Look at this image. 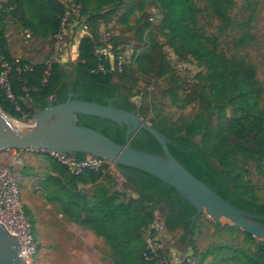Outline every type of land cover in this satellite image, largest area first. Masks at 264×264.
Returning a JSON list of instances; mask_svg holds the SVG:
<instances>
[{
  "label": "rangeland",
  "instance_id": "rangeland-1",
  "mask_svg": "<svg viewBox=\"0 0 264 264\" xmlns=\"http://www.w3.org/2000/svg\"><path fill=\"white\" fill-rule=\"evenodd\" d=\"M78 1L84 20L90 18L99 36L109 28L115 41L131 44L134 51L127 63L130 67L120 73L119 79L135 102L140 118L150 124L154 122L173 135L183 134L188 125H202L204 130L194 140L210 153L218 146V152L224 155L232 175L240 183V190L251 189L258 203L264 204V155L246 158L231 141L219 137L230 117V106L209 95L205 68L201 64L191 59L179 60L167 44L170 35L161 22L164 12L155 0ZM194 2L199 10L197 27L207 45L228 57L255 65L263 88L260 103L264 107V0H233L224 19L213 13L209 0ZM6 3L0 0V22L9 52L15 59L35 63L59 58L63 44L84 33L79 28H62L61 32L48 31L44 36L24 41L23 26L6 9ZM24 12L29 18L30 12L26 8ZM68 54L66 50L64 55ZM65 65L72 75L74 66L70 59ZM26 106L30 112L15 119L31 125L38 109L30 102ZM51 159L59 162L43 150L0 151V163L17 169L22 176V204L39 244L30 264H114L111 250L101 237L74 224L61 212L60 204L55 201L59 194L51 182L58 175L59 166ZM101 169L109 176L101 181L119 200L138 198L132 185L113 165ZM80 186L94 190L90 184ZM148 206L163 218L156 205ZM189 230V235L182 229L168 232L165 228L161 232L166 260L190 254L197 262L200 259L201 264H239L243 253L259 256L264 244V240L248 237L244 230L228 221L215 222L206 213L197 215Z\"/></svg>",
  "mask_w": 264,
  "mask_h": 264
},
{
  "label": "trees",
  "instance_id": "trees-1",
  "mask_svg": "<svg viewBox=\"0 0 264 264\" xmlns=\"http://www.w3.org/2000/svg\"><path fill=\"white\" fill-rule=\"evenodd\" d=\"M209 1L213 13L221 19L226 17L233 4V0ZM155 4L164 12L161 22L170 35L167 44L180 60L191 59L201 64L205 68L209 95L230 106L224 134L219 132V137L231 141L246 158L264 155V107L260 103L263 88L255 65L228 57L207 45L197 27L199 10L194 0H155ZM25 8L30 12L29 18L25 17ZM6 9L33 37L44 36L48 31H62L61 18L65 7L59 0H7ZM80 14L84 18V11L80 10ZM85 22L89 30L78 39L75 49L77 63L71 79L62 74L56 61L31 63L12 57L0 22V76L4 74L5 77V85L0 84V108L4 112L21 119L23 113L30 112L26 102L39 110L47 106L51 96H57L54 103L64 102L69 92L76 99L103 105L112 100L116 108L136 111V105L119 79L130 64L118 71L110 59L98 61L93 53L98 33L90 18H86ZM99 63L104 72L96 71ZM117 77L118 80L115 79ZM75 122L93 128L118 143L124 142L125 128L111 120L77 115ZM151 124L171 140L168 144L170 152L194 176L233 206L264 216V204L258 203L251 189L240 190V183L232 175L224 155L218 152L219 147L210 153L194 140V136L204 130L202 125H188L183 134L173 135L154 122ZM130 145L150 153L163 154L159 142L143 129L130 136ZM84 157L82 153L75 156L76 159ZM51 160L59 166L58 175L52 177L51 182L59 194L55 201L60 204L61 212L74 224L101 237L111 250L114 264H155L154 260L143 255V231L152 223L155 213L149 209V204L156 205L162 212L168 232L182 229L190 234L195 208L183 201L174 188L150 174L119 165L124 179L138 196L119 200L117 194L101 181V178L109 177L102 169H86L74 174L66 166ZM89 184L94 190L80 186ZM261 248L259 256L243 253L239 264H264V244ZM197 264H201L200 259Z\"/></svg>",
  "mask_w": 264,
  "mask_h": 264
},
{
  "label": "water",
  "instance_id": "water-1",
  "mask_svg": "<svg viewBox=\"0 0 264 264\" xmlns=\"http://www.w3.org/2000/svg\"><path fill=\"white\" fill-rule=\"evenodd\" d=\"M57 96L48 98L47 106L39 109L31 125L19 122L0 108V151L6 149L43 150L76 156L82 153L111 163L143 171L174 188L183 201L206 213L215 222L225 218L235 227L264 240V216L233 206L229 201L194 176L170 152L171 140L155 126L145 122L135 110L116 108L112 100L107 105L76 99L69 94L62 103ZM77 115L96 116L125 128L124 142L118 143L103 133L77 124ZM151 134L161 145L163 154H154L130 145V136L140 130ZM191 222V223H192ZM0 264H29L22 255L19 240L0 223Z\"/></svg>",
  "mask_w": 264,
  "mask_h": 264
},
{
  "label": "built area",
  "instance_id": "built-area-1",
  "mask_svg": "<svg viewBox=\"0 0 264 264\" xmlns=\"http://www.w3.org/2000/svg\"><path fill=\"white\" fill-rule=\"evenodd\" d=\"M59 1L65 7L61 18V27L63 29L79 28L87 33L89 30L88 24L80 14L81 2L78 0ZM4 2L6 3L7 0H4ZM22 37L24 41H29L33 38V35L28 29H23ZM132 51L133 49L129 42L115 41L113 33L108 28L100 36L98 34L93 53L98 61L106 58L110 59L114 67L118 71H121L129 62L133 54ZM96 71L104 72L101 63L98 64ZM0 84L5 85L4 74L0 76ZM49 153L74 174H79L86 169L97 171L105 165H112L104 159L93 156L76 159L75 156ZM21 181L22 176L17 169L0 163V223L10 234L17 237L21 253L30 264L38 253L39 244L36 239L33 223L28 218L22 204ZM164 229L163 218L158 213H154V220L143 231L145 242L143 255L145 258L154 260L155 264H197V261L190 254L182 258L165 259L160 239L161 232Z\"/></svg>",
  "mask_w": 264,
  "mask_h": 264
},
{
  "label": "crops",
  "instance_id": "crops-1",
  "mask_svg": "<svg viewBox=\"0 0 264 264\" xmlns=\"http://www.w3.org/2000/svg\"><path fill=\"white\" fill-rule=\"evenodd\" d=\"M137 22V20H136ZM130 23V22H129ZM108 26H111L109 24H107ZM136 26V29H137V24H135ZM127 28H130L129 25H127ZM65 33V32H64ZM86 34L85 32L83 34H80L79 36L77 37H73V40H70L69 42H66L65 44H63V47H61L59 49V51L61 52V54L59 55V58H55V59H51V60H48V61H44V62H50V61H56L60 64V67H61V72L62 74L71 79L72 77H74V72L72 73V75H70V73L67 71L66 69V63L68 61V59H70V64H72L74 66V69H75V65L77 63V57H76V54H75V49H76V45H77V42H78V39L80 36ZM73 43V44H72ZM64 47H67L66 49H64ZM66 50L68 51V55H64ZM68 57V58H67ZM33 63V62H31ZM36 63V62H35ZM131 101L135 104V102L132 100V98L130 97ZM94 234V233H93ZM95 235V234H94Z\"/></svg>",
  "mask_w": 264,
  "mask_h": 264
},
{
  "label": "bare ground",
  "instance_id": "bare-ground-1",
  "mask_svg": "<svg viewBox=\"0 0 264 264\" xmlns=\"http://www.w3.org/2000/svg\"><path fill=\"white\" fill-rule=\"evenodd\" d=\"M220 220H225V221H228V222H230L229 220H227V219H225V218H221Z\"/></svg>",
  "mask_w": 264,
  "mask_h": 264
},
{
  "label": "flooded vegetation",
  "instance_id": "flooded-vegetation-1",
  "mask_svg": "<svg viewBox=\"0 0 264 264\" xmlns=\"http://www.w3.org/2000/svg\"><path fill=\"white\" fill-rule=\"evenodd\" d=\"M69 94H72V93H71V92H69V93H68V96H69Z\"/></svg>",
  "mask_w": 264,
  "mask_h": 264
}]
</instances>
